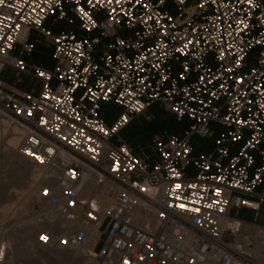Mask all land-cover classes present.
Returning <instances> with one entry per match:
<instances>
[{"label": "built area", "instance_id": "2783aa9c", "mask_svg": "<svg viewBox=\"0 0 264 264\" xmlns=\"http://www.w3.org/2000/svg\"><path fill=\"white\" fill-rule=\"evenodd\" d=\"M37 44L53 68L25 60ZM155 105L192 124L139 154L120 134ZM0 118L89 264H264V0H2Z\"/></svg>", "mask_w": 264, "mask_h": 264}, {"label": "rangeland", "instance_id": "374dc122", "mask_svg": "<svg viewBox=\"0 0 264 264\" xmlns=\"http://www.w3.org/2000/svg\"><path fill=\"white\" fill-rule=\"evenodd\" d=\"M71 18L73 20V23L71 24L72 28L74 30H80L79 22L75 20L73 16H71ZM50 24H51V20L47 22V26H49ZM59 26L60 28L61 27L64 28L68 26V23L66 21H62L59 23ZM45 45L46 44H37V48L38 49L45 48L46 47ZM258 49L259 48H255L252 54L249 56L250 67L253 65L255 61V57L258 53ZM37 54H38V50L34 52L31 55V57H29L30 60L36 62L38 58ZM9 81L12 84H15L14 78L10 76V74H9ZM17 85L20 88L29 87L30 80L24 78L23 83ZM149 111H153V113L157 112L158 115L156 117H154L151 113L141 115L135 118L133 123L129 125L127 129V137L129 139L128 142L131 143L133 149L139 154L142 152H147V153L153 152L152 139L155 134L163 135V133L167 131L171 134L182 135L184 131L187 130L189 126L192 124V121L189 120L188 118H184L182 121L176 120L172 115L167 113L163 108L159 107L158 105L153 106ZM0 122L2 124L3 122H6V120L0 118ZM211 128L215 130L217 133L225 130L224 128L214 123L211 124ZM11 133H12V126L8 130H4L3 126H1L0 251L2 250V248L4 249V257H5V259L3 258L4 261L2 262V264H16V263L17 264H65L63 263V261L59 259L58 260L49 259L45 256L37 257V258L32 257V259L30 257L23 256L22 258V255L18 253V251L22 252L24 246H26V244L29 242L31 235L29 233L26 234L25 230H27L26 228L29 227L31 222L30 220H32L33 218L36 220H42L43 219L42 217L41 218L38 217L44 216L47 210L49 211V209H47L44 206H38L36 204V199L34 201L27 200L24 194L27 188L22 186V184L20 183L21 172L24 169H26V165L24 166V164H20L17 162V158L21 157L17 149H13L16 159L10 160L6 158L4 153L5 149L8 147L7 145L8 140L12 137ZM121 137L125 140L127 139L122 135ZM214 141H215V137L208 139L194 137L193 139V143L197 147V152L212 151L214 149ZM8 195L10 196L7 197ZM6 205L8 206L6 207ZM234 214L237 213L234 212ZM238 215L239 217L244 219H252V214L248 210H242L240 213H238ZM2 226L4 229H2ZM43 230H49V229L45 228ZM43 230H41L39 235L36 236L35 241H38V238ZM26 237L28 238L26 239ZM89 247L91 248L90 245ZM64 262H66V260Z\"/></svg>", "mask_w": 264, "mask_h": 264}, {"label": "bare ground", "instance_id": "6f19581e", "mask_svg": "<svg viewBox=\"0 0 264 264\" xmlns=\"http://www.w3.org/2000/svg\"><path fill=\"white\" fill-rule=\"evenodd\" d=\"M1 126H3L4 130H8L10 128V125L7 122H3L2 124L0 122V141H1ZM19 132H20V130L17 127L13 128L12 133H11L12 137L8 140V143H7L8 147L4 151L6 158H8L10 160L16 159L13 149H17L19 146V143H20ZM17 162L20 164H24V166L26 165V169H24L21 172L20 183L22 184V186L27 188L25 193H24L27 200L28 201H34L35 200V192H36L37 187H39L40 185L45 183L43 180L42 170H41V168H39L36 165L28 162L27 160H25L22 157H18ZM10 195H11V193H10ZM10 195H8L7 197H9ZM7 206L8 205H6V207ZM44 207H46V206H44ZM5 208H3V209H5ZM46 208L49 209L48 207H46ZM41 217L43 218L42 220H36L34 218L32 220H30L31 221L30 225L28 228H26L27 230H25L26 234L29 233L31 236H30L29 242L28 243L26 242L27 243L26 246H24V248L22 249V252L17 250L18 253L20 255H22V258H23V256L30 257L31 259H32V257L37 258V257L45 256L49 259H54V260L59 259V260L63 261V263H65V264H89L90 263V259L87 256H85V254H84V251L86 249L90 248L89 244L84 245L80 249L62 248V247L58 246L57 238L59 235L64 233V231L61 229V226L63 225L64 221L57 214V212L47 210V212L45 213L44 216H39L38 218H41ZM45 228H48L49 231L52 233L53 240H52V243L49 245H43L40 242L35 241L36 236H38L40 231L45 229ZM2 229H4L3 226H2ZM27 238L28 237H26V239ZM1 254H2L3 258L5 259L3 248H2ZM3 258L0 259L1 264L4 261ZM65 260H66V262H64Z\"/></svg>", "mask_w": 264, "mask_h": 264}, {"label": "trees", "instance_id": "16d2710c", "mask_svg": "<svg viewBox=\"0 0 264 264\" xmlns=\"http://www.w3.org/2000/svg\"><path fill=\"white\" fill-rule=\"evenodd\" d=\"M66 27H61L60 28V26L58 25V26H55V27H53V29H54V31L55 32H58V31H60V30H62V29H65ZM36 48V47H35ZM37 50H38V58H37V62L38 63H40V64H43L44 63V61H43V59H45L46 57H48V56H51L52 57V55H51V52H47V51H45V49H38L37 48ZM117 113H118V110H117V108L113 105V104H105L104 106H103V110H102V112H101V116H102V118L107 122V123H111V122H113V120L115 119V117L117 116ZM150 113L154 116V117H156L158 114H157V112L156 113H153V111H150ZM129 125H131V123L129 124ZM128 125V126H129ZM127 129H128V127H126L122 132H121V135L122 136H124L125 138H127L128 139V137H127ZM185 132V131H184ZM169 133V132H168ZM169 134H171V133H169ZM171 135H176V134H171ZM129 140V139H128ZM196 150H197V147H196Z\"/></svg>", "mask_w": 264, "mask_h": 264}, {"label": "crops", "instance_id": "0c3cea01", "mask_svg": "<svg viewBox=\"0 0 264 264\" xmlns=\"http://www.w3.org/2000/svg\"><path fill=\"white\" fill-rule=\"evenodd\" d=\"M46 26H47V23H46ZM50 26V25H49ZM69 26H67L65 29H67ZM76 32H77V34L78 35H82V32L80 31V30H76ZM32 37L33 38H35V37H37V34L36 33H33L32 34ZM46 47L45 48H42V49H45V51H47V52H51V55H52V49L50 48V46L49 45H45ZM37 51V45H36V48H35V50H34V52H36ZM33 52V53H34ZM29 57H31V56H27V57H25V60L27 61V62H29V63H33V64H37V65H39V66H41V67H44V68H48V69H51V68H53V65H54V61H53V59H52V57L51 56H48V57H46L45 59H43V61H44V63L43 64H40V63H38L37 61L36 62H33V61H31L30 60V58ZM118 110V109H117ZM147 113H149L150 114V111H148V112H146V114ZM137 118V117H136ZM134 121V120H133ZM133 121L131 122V124L133 123ZM112 123V122H111ZM128 127V126H127ZM126 141L128 142L129 140L128 139H126ZM129 143V142H128ZM131 144V143H130Z\"/></svg>", "mask_w": 264, "mask_h": 264}, {"label": "snow or ice", "instance_id": "6c2138e0", "mask_svg": "<svg viewBox=\"0 0 264 264\" xmlns=\"http://www.w3.org/2000/svg\"><path fill=\"white\" fill-rule=\"evenodd\" d=\"M0 2H2V0H0ZM41 75H43V73H41ZM37 158H38V157H37ZM41 239H42V240H46L47 237L42 236ZM125 264H127V262H125Z\"/></svg>", "mask_w": 264, "mask_h": 264}]
</instances>
